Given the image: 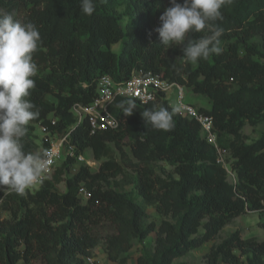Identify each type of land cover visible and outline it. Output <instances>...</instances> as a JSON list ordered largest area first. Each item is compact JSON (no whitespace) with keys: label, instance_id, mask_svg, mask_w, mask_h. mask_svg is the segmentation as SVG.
<instances>
[{"label":"trees","instance_id":"obj_1","mask_svg":"<svg viewBox=\"0 0 264 264\" xmlns=\"http://www.w3.org/2000/svg\"><path fill=\"white\" fill-rule=\"evenodd\" d=\"M95 2L88 16L81 0H0V14L32 22L41 34L33 54L36 87L29 98L40 115L28 125L24 151L43 154L40 147L51 145L48 139L42 145L35 141V124L50 133L69 132L75 148L74 156L68 154L26 196L0 191V264H100L88 259L102 242L116 264H129L136 242L141 243L137 264H194L176 260L218 238L248 211L259 214L264 231V133L252 142L243 133L247 124L264 122V0H233L223 8L224 19L214 22L224 29L223 52L196 63L185 62L183 45L160 44L155 29L170 0ZM135 71L162 75L208 99L209 107L198 108L213 117L234 182L196 119L177 111L172 131L145 125V109L175 108L163 93L147 102L117 96L111 111L120 120L118 128L92 133L87 120L76 124L74 105L94 100L102 76L125 82ZM129 99L136 109L125 116L120 103ZM224 135L231 136L226 144ZM89 148L95 159H107L96 171L82 163L72 174ZM61 182L64 192L57 188ZM82 186L90 192L87 199L79 193ZM149 207L160 222L151 219ZM105 226L113 230L103 236ZM148 237L152 246L144 243ZM203 264H264V240L244 238L237 229L211 247Z\"/></svg>","mask_w":264,"mask_h":264},{"label":"clouds","instance_id":"obj_2","mask_svg":"<svg viewBox=\"0 0 264 264\" xmlns=\"http://www.w3.org/2000/svg\"><path fill=\"white\" fill-rule=\"evenodd\" d=\"M232 3L233 0H170L171 6L160 15V25L155 29L160 44L166 49L183 45V58L191 63L222 54L220 37L224 29L214 22L224 19L222 9ZM95 10V0H81L83 14L91 16ZM200 32L206 34L199 39L189 38ZM40 42L41 34L32 22H22L12 13L0 14V191L11 190L20 196L27 195L51 163L49 153L25 152L22 142L28 125L40 115L29 99L38 73L33 54ZM120 107L125 116H130L136 104L129 99ZM177 111L154 106L142 111L141 116L146 126L172 131Z\"/></svg>","mask_w":264,"mask_h":264},{"label":"built area","instance_id":"obj_3","mask_svg":"<svg viewBox=\"0 0 264 264\" xmlns=\"http://www.w3.org/2000/svg\"><path fill=\"white\" fill-rule=\"evenodd\" d=\"M172 87L175 91H172ZM169 91L170 97H174V102L170 104L174 106L183 115L189 118L196 119L201 124V134L207 141L217 148L218 161L221 162L228 169L229 173H233L228 167L226 157L229 151L222 148L217 141V134L213 129V117L201 110L194 103L187 101L185 97V90L182 84L171 81L162 75L152 72L135 71L132 77L125 82L117 81L110 75L102 76L98 83V94L94 100L88 105L81 103L75 104L72 111L77 116V123L87 120L90 124L92 133L103 131L107 129H115L120 125L119 118L111 111V105L117 96L134 97L142 102L155 100L157 94L163 93L164 97L169 100L166 95ZM170 101V100H169ZM57 119L52 118V123L56 124ZM45 128V127H44ZM62 135L55 141H52L49 148L44 152L49 153V164L45 173H43L39 182L34 186L39 188L41 180L48 174H52L59 161H63L66 156L75 155V148L69 142V132L61 133ZM66 149L67 153L64 156L63 150ZM83 159V154L78 156V160ZM30 190L33 191V188ZM80 195L87 199L90 196L89 190L82 186L79 191ZM94 259L89 258L88 261L92 262Z\"/></svg>","mask_w":264,"mask_h":264},{"label":"rangeland","instance_id":"obj_4","mask_svg":"<svg viewBox=\"0 0 264 264\" xmlns=\"http://www.w3.org/2000/svg\"><path fill=\"white\" fill-rule=\"evenodd\" d=\"M113 48L115 50H117L119 48V44L115 45ZM183 87L185 90V97H186L187 101H190L197 106L209 107V102H208V99H206V97H204L201 94H197V93L193 92L187 86L183 85ZM172 91L173 92L175 91V89L173 87H172ZM166 95L169 96V100L171 103H173L175 101L174 97H170L169 91H166ZM48 98H49V100H51L53 102L56 101V99L53 95H49ZM243 133L246 136L247 142H252V141L256 140L258 137H260L264 133V122H262L256 126H252L250 124H247L243 128ZM61 135L62 134L60 132L50 133L44 128V126L39 125V124H35V131H34L35 141L37 143H39L40 145H42L43 141L46 139L50 140L52 143V141L57 140ZM230 137L231 136L224 135L222 137V142L224 144H226L227 139ZM110 147H111L112 151H114V153H112L113 156L120 160V155L117 152V150H115L114 146L112 144H110ZM43 148L44 147L41 146L40 151H44ZM126 150L129 154V157L132 158V155H130L128 147H126ZM66 153H67V150L64 149L63 150L64 156L66 155ZM105 159H107V157H104L101 160L95 159L92 149L89 148L84 152L83 159L82 160L79 159L76 162V164L73 165L72 174L77 171L79 164H82V163L89 165L92 170L96 171L99 169L100 162L105 160ZM61 162L62 161H59L57 166L60 165ZM159 166L164 167L167 171L173 170V167L169 164H166L165 162H160ZM50 175L51 174H48L47 176H50ZM229 180L233 181V182L236 180V176H235L234 172L229 173ZM34 186H37V185H34ZM57 188L61 192L66 191V187H65L64 182L57 184ZM128 188H131V187H128ZM36 189H38V188H36V187L33 188V190H36ZM4 191L8 192L10 190L5 189ZM149 211L151 213V219L152 220H155L157 222L161 221L162 217L156 212L154 207H149ZM2 216L7 217L8 213L3 212ZM260 222H261V218L259 217V214L257 212L248 211L247 213L237 217L231 224L227 225L221 231L218 238H216L213 241H210V242L203 244L199 248L191 250L187 255L177 259L176 262L187 261L189 263H194V264H203L206 260V254L209 252L211 247L214 244L219 243L223 238H225L226 236H228L230 233H232L233 231H235L237 229H239L242 232V236L244 238H255V239H258L259 241H262V240H264V231H263L262 227L260 226ZM112 230H113V228L111 226H105V227L100 229V233L103 236H105L109 232H112ZM151 238L148 237L144 241V243L148 244L149 246H152ZM140 247H141V243L136 242L134 248L132 250H130V252H129V256H130L129 264H137V257H138L139 251H140ZM94 260H96L100 264H116V263L111 262L109 260L107 252H106V246H105L104 242H102L94 250Z\"/></svg>","mask_w":264,"mask_h":264}]
</instances>
